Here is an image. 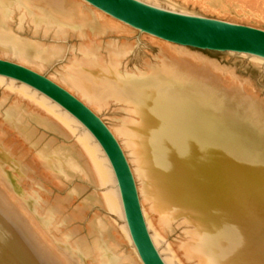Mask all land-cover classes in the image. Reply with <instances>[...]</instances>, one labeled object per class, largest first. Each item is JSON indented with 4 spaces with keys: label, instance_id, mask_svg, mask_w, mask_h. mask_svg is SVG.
Instances as JSON below:
<instances>
[{
    "label": "bare ground",
    "instance_id": "obj_1",
    "mask_svg": "<svg viewBox=\"0 0 264 264\" xmlns=\"http://www.w3.org/2000/svg\"><path fill=\"white\" fill-rule=\"evenodd\" d=\"M184 2L208 11L217 7L242 16L239 20L264 23V0ZM15 13L20 19L27 18L34 33L54 40L18 37L8 25ZM109 16L84 0H0V55L45 73L102 120L104 111L115 108L105 124L127 159L149 236L165 264L174 261L171 254L160 250V239L175 225L183 232L174 251L185 264H264L261 106L247 101L240 88L229 90L212 70L211 61L190 52L188 47L192 46L145 32L141 33L176 60L163 51L154 62L145 63L141 72L123 70L120 63L127 45L103 43L99 34L136 33L138 29ZM69 36L78 42L65 49L64 40ZM250 56L255 61L264 60ZM0 82L13 88L17 81L0 75ZM16 88L31 102L36 101V117L44 111L57 122L43 117L49 125L61 126L76 137L75 148L72 145L39 154V166L90 180L98 190L83 204H100L107 213L121 218L123 227L122 235L113 236V227L96 216L87 225L89 242L69 241L67 232H59L60 220L52 208H46L41 188L20 185V164L0 143V184L6 183L4 191L12 195L13 209L29 215L23 228L1 213L5 209L0 206L1 242L7 252L3 257L0 250V262L12 264L10 258L16 264H56L52 262L56 258L57 264H126L125 241L136 259L130 264H142L124 221L114 172L99 143L46 96L23 83L18 82ZM10 114L7 112L4 122L18 125L19 118ZM25 156L24 152L21 158ZM36 229L43 230L39 240L46 242L41 248L44 254L25 237L24 231L36 237L32 232Z\"/></svg>",
    "mask_w": 264,
    "mask_h": 264
},
{
    "label": "rangeland",
    "instance_id": "obj_2",
    "mask_svg": "<svg viewBox=\"0 0 264 264\" xmlns=\"http://www.w3.org/2000/svg\"><path fill=\"white\" fill-rule=\"evenodd\" d=\"M143 1L170 10L207 16L264 29L263 22L259 23L253 20L248 21L247 19L245 21V18H243L244 21L242 19L239 20L242 16L235 14L234 12L218 10L217 7L212 8L211 10L209 8L208 11V8H201L199 4L195 5L191 2H184L185 0ZM210 3L211 5H214L212 2ZM224 14L227 15L225 16ZM8 25L18 37L24 39L41 40L44 42L54 40H52L50 36L44 37L41 33H34L32 25L28 22L27 18L22 17V19H20L16 13L10 15ZM99 38L102 39L103 43L108 41L113 44V46L127 45L126 52L120 63L123 70L141 72L145 69V63L154 62L163 51L166 53V51L157 43L151 41L147 35L138 30L136 33H116L115 31L101 32ZM64 42L65 45L68 46L65 48L67 49L69 46L76 44L78 39L74 36H69L65 38ZM188 48L192 50L190 52L211 61L210 64L212 65V70L216 76L227 85L228 89L240 88L243 90L245 99L247 101L251 100L257 102L261 106L264 114V60L256 59L259 61L257 62L253 59L254 57L243 53L200 50L192 47ZM66 53H68V51H66ZM166 55L169 58L176 60L175 55L167 53ZM187 56L191 59L194 58L193 56ZM0 58L9 59L3 55H0ZM12 61H14V59ZM17 86L18 82L14 84L13 88H9L5 82H0V143L5 149H7L8 154L11 155L13 161L20 164L19 169L22 171L20 185L27 189L30 186L41 188L40 191L43 192V197L47 201L46 208H52L55 218L60 220L59 232H67L70 236L68 240L71 242L78 244L80 241L90 240L87 225L91 218L96 216L105 218L108 224L113 227V236L116 233L117 236H119V234L122 235L121 229L123 227V222L121 218L107 213L98 203L92 202L87 205L83 204L86 197L93 192H97L98 186L79 174L71 175L66 173L67 175H63L51 171L46 165V167L43 166V168L39 166L37 160L39 154L70 147L72 145L75 148L76 137L74 133L64 132L61 126H58L59 129H56L49 125L45 119H51L52 121L55 119L51 118L46 112L43 111L40 113L41 115L38 114L36 117L33 112L34 110L38 111L35 109L36 101L32 100L31 102L29 98L27 99L29 96L26 95L25 97L17 92ZM9 111L10 113L12 112L10 115L19 118L18 125L9 126L4 122L3 118H6L7 112ZM114 114L115 108L113 107L104 111L102 114V118L105 121L104 123H107ZM24 152L26 156L22 159L21 155H23ZM20 158L22 160H20ZM30 168L34 170L29 176H26L25 173H29L28 170H30ZM31 178H34V180ZM3 183L0 184V206H3L5 210H2L1 213L24 228V223L29 215L22 210L18 211L17 209H13L12 195H9L4 191L6 190L5 186L7 187V185L6 183ZM37 205L40 206V204ZM38 217H41V215H38ZM36 230L32 231L36 237L33 235L31 237V234H29L28 231H24L25 237L30 241H34L35 245L39 247V251L44 254L45 251L42 249L46 242L44 238H42V241L39 240V234L43 230ZM182 232V228L175 225V228H173L169 234H163L160 239V250L165 251L168 255L171 254L170 256L174 261L173 264H185L177 257V253L174 251L176 242L179 236L181 237ZM1 237L2 236L0 235V250L3 253L2 256L5 257L7 256V252L3 249ZM122 243L124 246L126 245L123 248L126 254V256L123 257L124 262L130 264L132 259L135 262L136 259L134 258V255L132 257L128 249L129 247L132 248L130 243V246H128L125 241ZM8 260L12 264H16L12 259L9 258ZM3 262L4 261L2 260L0 264H3ZM52 262L57 264L59 263V260L55 258L52 259Z\"/></svg>",
    "mask_w": 264,
    "mask_h": 264
},
{
    "label": "water",
    "instance_id": "obj_3",
    "mask_svg": "<svg viewBox=\"0 0 264 264\" xmlns=\"http://www.w3.org/2000/svg\"><path fill=\"white\" fill-rule=\"evenodd\" d=\"M140 32L204 50L264 59V29L162 8L143 0H84ZM0 75L36 90L78 120L96 139L114 172L124 221L142 264H165L154 246L139 204L133 175L113 133L87 105L44 74L0 58Z\"/></svg>",
    "mask_w": 264,
    "mask_h": 264
}]
</instances>
